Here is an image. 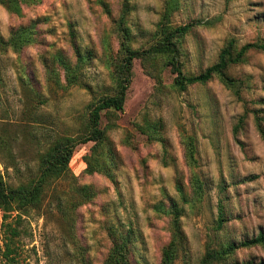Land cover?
<instances>
[{
  "label": "rangeland",
  "instance_id": "1",
  "mask_svg": "<svg viewBox=\"0 0 264 264\" xmlns=\"http://www.w3.org/2000/svg\"><path fill=\"white\" fill-rule=\"evenodd\" d=\"M122 2L40 0L22 5L20 15L0 5V35L7 37L12 27L31 20L37 23V41L19 53L0 52V136L7 138L6 149L0 147V173L8 184L32 176L44 148L58 135L78 133L90 100L112 91L111 76L122 55L117 28ZM129 5L124 25L132 48L153 43L161 19L172 26L196 23L181 43L182 69L189 73L214 63L231 37L239 45L264 38V0H129ZM74 44L89 55L78 71L79 82L65 89L48 86L44 58L62 50L75 60ZM23 72L42 94L40 100L33 99L35 89ZM160 72L161 81L135 58L123 111L102 112L101 126L108 127L120 159L116 181L85 173L84 156L93 143L78 144L70 170L77 183L93 185L96 196L77 208L73 227L46 199L21 220L8 219L16 236L2 226L0 209V264H83V257L103 264L111 247V222L133 228L134 264H159L170 239V217L153 207L167 205L169 197L184 207L188 249L174 264L188 258L195 264L207 248L264 231V138L256 127V120L264 127V51H249L244 62L228 69L230 76L245 80L240 97L218 78L179 90L168 67ZM145 118L162 120L163 142L149 141L138 130ZM193 176L202 186L200 198L182 204L176 184L192 195ZM70 182H60L59 189ZM219 203L226 218L221 228L216 227ZM231 257L261 261L264 246L243 247Z\"/></svg>",
  "mask_w": 264,
  "mask_h": 264
},
{
  "label": "trees",
  "instance_id": "2",
  "mask_svg": "<svg viewBox=\"0 0 264 264\" xmlns=\"http://www.w3.org/2000/svg\"><path fill=\"white\" fill-rule=\"evenodd\" d=\"M40 0H0V5L10 13L20 15L22 5L35 4ZM124 15L118 20L117 28L121 33L122 55L121 60L113 69L112 91L94 96L86 105L83 126L76 134H62L54 138L39 154L36 170L32 176L20 180L17 184H8L0 173V209L2 211V226L9 231L10 236L18 235V230L8 221L21 220L22 216H28L33 210H39L46 199L54 204V209L61 220L73 227L76 220L77 208L91 201L97 194L96 188L91 184L77 183L75 176L69 167L74 148L80 143L92 142L90 153L84 156L87 174L101 173L115 182V169L119 164V155L113 140L107 133V126H101L102 112L123 111L127 92L132 80L133 60L138 58L145 65V69L152 72L157 80L161 81V70L168 67L174 74L173 86L179 90H185L194 84H206L213 78H218L226 87L233 90L238 97L244 86L245 80L240 77L230 76L228 69L245 61L249 51H264V38L238 44L236 40L229 38L218 53L217 60L205 67L198 73H189L182 69L180 54L183 37L188 34L196 23H185L172 26L161 19L156 28L155 40L148 47L132 48L130 46L131 32L124 25L128 11L130 10L129 0L122 2ZM36 20L26 24H19L9 30L7 37L0 35V52L11 49L20 52L25 46L37 41ZM75 60L63 53L62 50L45 57L43 60L46 69L47 85L60 89L79 82L78 71L85 62L80 46L74 44ZM89 58V57H88ZM57 66L64 73L63 80L59 76ZM28 81L29 88H34L30 76L21 74ZM35 89V88H34ZM33 99L40 100L42 94L36 89L33 91ZM39 102V101H38ZM34 109V108H32ZM30 116H35L33 110ZM27 115V114H26ZM29 116V115H28ZM244 116L240 117V123ZM138 130L147 136L149 141H161L163 123L161 119L150 120L145 118L143 123L137 124ZM256 127L264 138V127L259 120H256ZM0 147L6 149L7 138L0 136ZM193 155V148L189 149V157ZM66 179H72L67 188L59 189L58 184ZM193 186L192 195H188L184 186L178 181L176 190L182 204L197 202L200 198L202 186L196 177L191 178ZM166 205L160 202L154 205L157 212L167 214L170 217V239L162 247L159 264H174L180 254L188 255L187 237L181 224V216L184 207L173 197H169ZM226 218L223 206L218 204V216L216 227L221 228ZM107 234L111 238V247L103 261V264H134L135 232L133 228H125L123 224L109 223ZM264 246V231L243 238L241 240H229L220 244L217 248L205 249L202 256L195 264H264V260L253 259L237 260L231 256L234 252L243 247ZM7 249L9 246L7 244ZM182 252V253H181ZM83 264H90L83 257ZM184 264H190L189 258L184 259Z\"/></svg>",
  "mask_w": 264,
  "mask_h": 264
}]
</instances>
